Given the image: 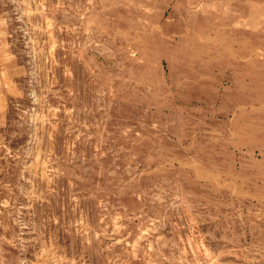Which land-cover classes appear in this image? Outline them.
<instances>
[{
	"label": "rangeland",
	"instance_id": "rangeland-1",
	"mask_svg": "<svg viewBox=\"0 0 264 264\" xmlns=\"http://www.w3.org/2000/svg\"><path fill=\"white\" fill-rule=\"evenodd\" d=\"M0 264H264V0H0Z\"/></svg>",
	"mask_w": 264,
	"mask_h": 264
},
{
	"label": "crops",
	"instance_id": "crops-1",
	"mask_svg": "<svg viewBox=\"0 0 264 264\" xmlns=\"http://www.w3.org/2000/svg\"><path fill=\"white\" fill-rule=\"evenodd\" d=\"M2 64L0 63V97H1V94H3V90H2V86H1V81H2ZM1 101V100H0ZM3 119L2 117H0V120Z\"/></svg>",
	"mask_w": 264,
	"mask_h": 264
}]
</instances>
